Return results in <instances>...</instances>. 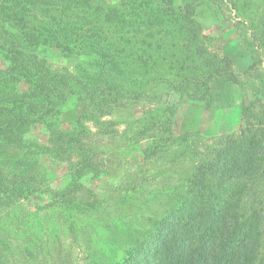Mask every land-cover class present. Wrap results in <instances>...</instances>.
<instances>
[{"label": "rangeland", "instance_id": "1", "mask_svg": "<svg viewBox=\"0 0 264 264\" xmlns=\"http://www.w3.org/2000/svg\"><path fill=\"white\" fill-rule=\"evenodd\" d=\"M10 1L0 0L3 40L4 25L32 13V0ZM63 16L98 52L45 49L52 70L104 80L113 58L128 92L88 103L82 118L67 99L50 130L0 129V188L16 192L0 207V264L119 263L218 138L264 120V0H83ZM28 89L10 83L0 96ZM166 119L171 135L156 125Z\"/></svg>", "mask_w": 264, "mask_h": 264}, {"label": "trees", "instance_id": "2", "mask_svg": "<svg viewBox=\"0 0 264 264\" xmlns=\"http://www.w3.org/2000/svg\"><path fill=\"white\" fill-rule=\"evenodd\" d=\"M14 2H9L12 7ZM82 2L25 1L32 13L20 15L15 26L4 25L8 41L0 39V51L8 72H0V86L24 83L30 90L24 96H0V120L5 119L2 131L36 123L50 130V119L59 117L60 105L67 99L77 102L82 118L88 103L103 109L107 97L118 105V96L127 94L124 79L112 67L113 58L103 57L102 70L109 72L104 80L101 74L85 79L83 71L62 74L47 63L45 49L51 48L68 54L83 48L97 56L98 41L91 43L87 31L76 25L67 28L60 19L65 10L78 8ZM162 121L156 124L158 129L164 126L171 135L170 119ZM185 185L155 229L139 227L148 228L146 237L117 264H264V120L247 116L239 134L218 138ZM6 190L0 188V207L16 194Z\"/></svg>", "mask_w": 264, "mask_h": 264}]
</instances>
